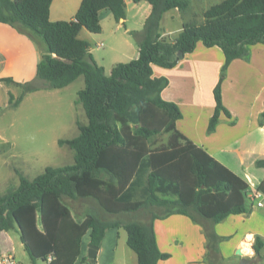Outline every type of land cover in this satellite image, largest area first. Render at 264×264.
Listing matches in <instances>:
<instances>
[{
	"label": "trees",
	"instance_id": "16d2710c",
	"mask_svg": "<svg viewBox=\"0 0 264 264\" xmlns=\"http://www.w3.org/2000/svg\"><path fill=\"white\" fill-rule=\"evenodd\" d=\"M51 1L0 0V22L27 35L42 50L35 68V77L42 84L1 78L21 87L16 98L8 93V106L17 107L26 93L41 87L62 88L82 76L83 87L75 102L81 104L86 123L76 122L74 137L57 140L72 150V163L46 166L32 178L17 172L18 185L0 193V230L18 232L32 263L41 259L46 264H74L85 233L89 231L88 244L99 246L108 227L120 226L126 231L127 245L136 253L137 264H157L169 254L157 246L153 220L179 213L203 226L206 256L215 254L224 237L214 232L213 224L229 214L250 212L248 184L200 146L174 156L175 150L170 149L179 145L181 134L175 121L181 111L161 96L168 80L154 76L152 65L174 66L197 41L222 50L224 62L213 87L214 110L206 126V133L212 132L220 113L230 117L221 99L227 66L235 58L248 59L250 45L264 44V0H220L203 11L201 22L183 23L170 39L160 32L163 14L170 9L185 10L190 0H132L150 5L142 28L131 32L139 55L114 63L108 74L92 58L89 43L77 34L83 27L99 32L102 11L115 20L123 18L124 0H81L73 19L55 21L49 19ZM258 121L264 122V109ZM159 133H170L169 143L151 149L150 138ZM151 151L171 155L151 168ZM256 165H264V159ZM257 189L264 194V177ZM63 198L90 199L102 214L89 209L75 216ZM140 211L149 213L146 220L109 218ZM263 246V238L256 234L254 253L261 255Z\"/></svg>",
	"mask_w": 264,
	"mask_h": 264
},
{
	"label": "crops",
	"instance_id": "0c3cea01",
	"mask_svg": "<svg viewBox=\"0 0 264 264\" xmlns=\"http://www.w3.org/2000/svg\"><path fill=\"white\" fill-rule=\"evenodd\" d=\"M80 1L52 0L49 6V19L52 21L73 19ZM131 1L124 0L125 16L118 20L114 19L116 25L108 33L110 39L120 37L116 35V31L123 25L125 34H130L135 41L131 32L142 28L144 19L150 12V5L140 3L143 1H132L131 4ZM111 15L106 11L100 13V35L104 31L101 17L109 18ZM128 22L136 25L134 26L136 28L126 26L125 23ZM81 30L82 28L77 37L89 43L90 35L87 37L82 33L80 36ZM166 33L167 31L163 30L161 35L164 36ZM123 41L128 50L127 60L123 61L137 58L139 55L137 44L133 45L125 38ZM249 50L248 59L235 58L227 66L221 84V99L230 117L220 113L218 123L210 133H206V126L214 110L213 87L224 62L222 50L216 45L207 47L201 41H197L194 49L184 54L174 66L166 68L152 65L154 76H165L168 80L167 86L161 91V96L176 103L181 111V117L175 121V129L181 134L179 145L170 149L175 150L174 156L194 146L205 149L247 182L246 202L250 207L248 213L229 214L213 224L214 232L224 238L218 244V251L210 257L206 256L207 240L203 226L193 222L187 215L174 213L154 219L157 246L162 252L169 254L157 264H238L241 256L233 257L231 254H237V249L254 264L253 259L257 256L252 248L254 236L258 234L264 241V199L262 205L257 206L247 197L264 177V165H256L257 160L264 159V122L259 124L258 121L264 109V44H252ZM41 52V46L36 41L12 25L0 22V85H15L1 79L4 77L18 81L25 79L22 76L24 71H28V75L34 74ZM89 53L97 63L90 44ZM116 62H112V65ZM103 69L104 73L108 74L104 67ZM231 120L234 122L231 123ZM151 153L152 151L149 157ZM156 165L158 164L151 163V168ZM88 211L89 209H86L84 214ZM88 232L83 235L88 236L87 240L83 242V237L81 239L80 254L74 264H89L88 260L83 259V256H87ZM17 238L19 234L14 229L0 230V255L5 252L14 253L18 246L22 251L21 256L16 257L21 264H46L45 261L32 263ZM126 238V231L122 227H108L98 246L95 264H137L136 253L127 245ZM261 254H264V246Z\"/></svg>",
	"mask_w": 264,
	"mask_h": 264
},
{
	"label": "rangeland",
	"instance_id": "374dc122",
	"mask_svg": "<svg viewBox=\"0 0 264 264\" xmlns=\"http://www.w3.org/2000/svg\"><path fill=\"white\" fill-rule=\"evenodd\" d=\"M220 0H190L189 6L179 11L170 9L166 11L160 21V32L167 31L164 37L173 38L177 30L182 28L183 23H199L203 20L202 13L210 5ZM140 3H147L146 1ZM131 4L133 2L131 1ZM140 5V4H139ZM129 6V5H127ZM110 15V14H109ZM104 26L103 34L100 32H90L84 27L80 32L85 33L88 39L92 54L97 63L101 64L106 73L112 62H125L127 60V47L123 39H127L133 45L132 36L125 34V27L120 25L116 31L119 38H109L108 33L115 28L114 18L101 17ZM126 26H133L132 23H125ZM139 28V25L138 27ZM109 39V41H108ZM102 42L103 46L98 47L96 44ZM42 45V44H41ZM43 46V45H42ZM24 80L19 79L17 82L33 81L36 84H42L34 74H27L24 71ZM83 87L82 76L77 77L73 82L58 89L39 88V90L26 93L20 103L15 108L8 106V93L16 98L21 87L18 85L1 84L0 85V193H3L10 186L18 185V173L32 178L43 171L46 166H61L70 164L73 161L72 150L66 145H59V138H71L78 133L76 122L86 123V116L80 103H76L77 92ZM167 134L159 133L150 138L151 149H162L169 142ZM171 152L161 151L150 154L152 165L158 164L157 160H166L170 157ZM63 201L70 206L75 216H82L86 209H94L99 214L96 204L90 199H67ZM152 210L160 211L158 208ZM148 212H137L132 215L119 214L109 215V218H137L146 220ZM15 235V234H13ZM17 235V234H16ZM88 236L83 237L87 240ZM17 241H20L17 238ZM22 251V250H21ZM18 246L14 253L17 257L21 256ZM233 257L238 254L231 253ZM36 262H44L37 259ZM254 264H264V254L257 255L253 259Z\"/></svg>",
	"mask_w": 264,
	"mask_h": 264
},
{
	"label": "built area",
	"instance_id": "2783aa9c",
	"mask_svg": "<svg viewBox=\"0 0 264 264\" xmlns=\"http://www.w3.org/2000/svg\"><path fill=\"white\" fill-rule=\"evenodd\" d=\"M98 47L103 46L102 42L96 44ZM251 201L255 202L257 206L262 205L264 199V194L257 188L251 190L250 194L247 196ZM50 257H48V260ZM0 264H21L16 255L12 252H5L0 255Z\"/></svg>",
	"mask_w": 264,
	"mask_h": 264
},
{
	"label": "water",
	"instance_id": "95a60500",
	"mask_svg": "<svg viewBox=\"0 0 264 264\" xmlns=\"http://www.w3.org/2000/svg\"><path fill=\"white\" fill-rule=\"evenodd\" d=\"M179 55L182 56V53H179ZM97 249H98V246H96L94 244H88L86 254H87V257H88V260L90 263L95 262ZM236 253L241 256L239 261H238V264H253L249 258L242 255V252L240 251V249H237Z\"/></svg>",
	"mask_w": 264,
	"mask_h": 264
}]
</instances>
